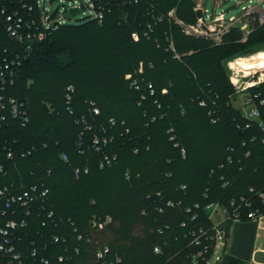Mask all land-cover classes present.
<instances>
[{"label": "trees", "instance_id": "trees-1", "mask_svg": "<svg viewBox=\"0 0 264 264\" xmlns=\"http://www.w3.org/2000/svg\"><path fill=\"white\" fill-rule=\"evenodd\" d=\"M149 3L162 22L153 23ZM111 8L101 24H67L21 48L18 76L6 94L24 103L29 123L22 127L9 116L0 124V189L20 195L36 187V204L53 211L52 219L33 214L24 233L41 230L73 240L74 229L89 235L93 217L109 216L112 223L100 240L118 252L122 264H188L186 256L197 248L181 224L199 222H191L186 207L198 204L196 211L202 212L209 202L228 206L233 199L250 198V187L264 190V130L256 122L245 129L226 67L228 60L261 49L264 25L245 42L231 33L214 45L185 36L165 18L175 9L176 18L192 23L191 0ZM149 23L148 36L134 42L131 33L142 34ZM169 40L179 59L168 49ZM2 42L12 46L8 39ZM134 80L139 90L131 87ZM68 86L75 89L70 106ZM258 91L264 96V85ZM89 102L99 108L98 116L90 117ZM82 116L93 124L92 132L84 131ZM101 127L112 140L95 152L90 141ZM103 153L115 155L116 164L100 169ZM168 200L175 206L166 207ZM155 246L160 254L153 252ZM220 264L242 263L223 254Z\"/></svg>", "mask_w": 264, "mask_h": 264}, {"label": "built area", "instance_id": "built-area-1", "mask_svg": "<svg viewBox=\"0 0 264 264\" xmlns=\"http://www.w3.org/2000/svg\"><path fill=\"white\" fill-rule=\"evenodd\" d=\"M50 5L58 1V7L53 11L45 5L42 0H0V124L5 121L6 117L17 120L22 127L29 123V116L24 103L7 96L6 90L14 84L17 79V68L20 66L19 52L22 47L29 48L35 42L43 41L49 34L56 31L62 26H66L77 16H81L78 22L96 21L101 24L108 14L111 13L112 6L123 5L133 6L140 3L149 2L150 0H47ZM202 1L203 0H194ZM214 8L209 12L202 4L195 9L201 13L194 24L187 27L183 21H178L175 16V9L170 10L166 19L180 27L187 36H196L211 41L214 45L222 43L224 36L235 25L242 22V18L251 19L256 25H264V0H256L259 4L257 14L249 9L242 7L241 16L226 17V12L215 10L230 0H212ZM252 4L254 0H246ZM201 3V2H200ZM151 15L153 23L163 21V16L155 14L154 4L149 3L146 6ZM72 10L79 11L75 16L71 15ZM256 15V16H255ZM245 31L247 24L242 27ZM151 30V24L138 32L131 33V39L138 42L142 37H147ZM2 38L8 39L12 46H5ZM168 49L173 53L175 59L180 56L176 53L173 42L169 40ZM257 58V63L252 68H244L241 62L248 59ZM228 78L234 89L233 103L239 101L240 110L246 121L245 129H249L254 122L258 127L264 130V96L258 91V88L264 85V51L257 52L248 57H237L226 62ZM138 72H142V63ZM126 79L131 80L127 75ZM131 87L139 90L140 86L137 81L131 82ZM151 90V86L148 85ZM75 89L68 86L65 89V102L70 106ZM7 96V97H5ZM199 106L204 107L203 101ZM100 114L99 108L94 102H89V115L96 117ZM215 123V120H212ZM80 123L84 126V131L92 132L93 124L88 117H80ZM110 125L115 124L114 120L109 121ZM105 128L101 127L99 133H94L90 145L95 152H103L112 138L108 137ZM170 134L169 141H176L173 135V129L168 130ZM175 148L180 147L178 142L174 143ZM46 147L45 145L43 146ZM34 147L29 149L25 156L29 155ZM137 152L134 151V154ZM182 157H185L184 149L180 150ZM62 160L67 162V158L62 155ZM12 158L11 153L7 154ZM99 162V168L111 167L116 164L117 157L103 153ZM230 161V158H227ZM1 170V167H0ZM76 170V174H78ZM84 172L87 173V170ZM128 179V173L125 174ZM227 182L222 187L227 186ZM185 190V186L180 187ZM36 187L23 191L19 194H8L7 187L0 189V264H122V259L118 252L105 243H102L100 236L106 232L112 223L109 216L93 217L90 221L91 232L88 234L78 233L74 229L75 238L69 240L65 235L47 234L41 230L35 233H24L28 229V218L33 214H47L48 219L54 217L52 210L43 206L42 203L35 202ZM47 191L41 193L45 196ZM252 195L250 198L241 197L239 200H231L228 206L219 202H209L203 206L202 212L198 204L193 207H186V212L191 214V222L198 221V224L186 226L182 223L181 227L185 228V237L190 238V246L197 248L186 256L188 264H220L223 254H227V245L229 228L234 222L256 221L264 219V190L255 191L252 187L248 189ZM159 195V194H157ZM206 197V195L204 196ZM166 207H174L175 203L168 200ZM177 205H180L179 203ZM11 213L13 218H5ZM203 218L205 221L200 220ZM202 221V222H201ZM208 222V223H207ZM45 227V221L41 224ZM73 226V223H72ZM31 237V238H30ZM50 246H57L58 250L49 251ZM155 254H160L158 246L153 249ZM49 256V257H47Z\"/></svg>", "mask_w": 264, "mask_h": 264}, {"label": "crops", "instance_id": "crops-1", "mask_svg": "<svg viewBox=\"0 0 264 264\" xmlns=\"http://www.w3.org/2000/svg\"><path fill=\"white\" fill-rule=\"evenodd\" d=\"M229 236L228 256L242 264H264V219L234 222Z\"/></svg>", "mask_w": 264, "mask_h": 264}, {"label": "rangeland", "instance_id": "rangeland-1", "mask_svg": "<svg viewBox=\"0 0 264 264\" xmlns=\"http://www.w3.org/2000/svg\"><path fill=\"white\" fill-rule=\"evenodd\" d=\"M39 1L42 2V0H39ZM44 1H45V5L48 8H51V10H53V11L59 5L58 4V1H55L53 5H50V3L47 0H44ZM191 1H192V4H193V12H194V14H195L196 17L194 18V21L192 23H190V24L183 22V24L186 27L188 25L194 24L195 21L197 20V18L201 17L200 16L201 13L195 11V9L197 8V6L199 7L202 4V6H205L206 9H208L209 12H212V10L214 8V5H213L214 2L212 0H203V2L202 1H194V0H191ZM257 2L258 1L254 0L252 2V4H249L246 0H230V1L225 2L223 5H221L219 8H217L215 11L216 12H219V11L223 10V11L226 12V17H228V18L230 17L231 18V16H236V17L241 16L240 14H241L242 7H249V9L251 8V10L254 12V14H257V12L259 11V6H258L259 4H257ZM79 18H81L80 15L77 16L75 19H73L69 23V25H79L80 23H83V22H78L79 21ZM177 19H178V21H181L179 18H177ZM251 19L242 18V22L239 25L233 26L231 28V30L224 36V38H223L222 41H224L225 37L228 36V34L235 33V34H237V38H238V41L239 42H245L248 39V37L255 31L254 29L257 26L253 21L252 22L250 21ZM245 23L247 24V28L244 31V30H242L241 27ZM180 30H182V29L180 28ZM184 35L187 36L186 34H184ZM189 37L190 38H197L196 36H190V35H189ZM199 39H203V38H199ZM260 51H264V45L261 46V49L254 50L253 52L247 53L244 56L241 55V56H238V57H243V58L244 57H248V56H250L252 54H255L257 52H260ZM233 105H235L234 107H236V108H239L240 107L239 101H237L236 103H233Z\"/></svg>", "mask_w": 264, "mask_h": 264}, {"label": "bare ground", "instance_id": "bare-ground-1", "mask_svg": "<svg viewBox=\"0 0 264 264\" xmlns=\"http://www.w3.org/2000/svg\"><path fill=\"white\" fill-rule=\"evenodd\" d=\"M257 63V58L248 59L247 61L241 62V65H244V68H252Z\"/></svg>", "mask_w": 264, "mask_h": 264}, {"label": "water", "instance_id": "water-1", "mask_svg": "<svg viewBox=\"0 0 264 264\" xmlns=\"http://www.w3.org/2000/svg\"><path fill=\"white\" fill-rule=\"evenodd\" d=\"M78 12H79V11H77V10H72V11H71V15H72V16H75Z\"/></svg>", "mask_w": 264, "mask_h": 264}]
</instances>
